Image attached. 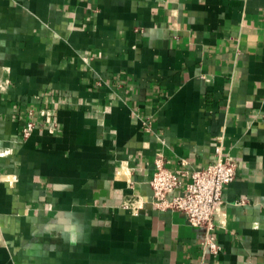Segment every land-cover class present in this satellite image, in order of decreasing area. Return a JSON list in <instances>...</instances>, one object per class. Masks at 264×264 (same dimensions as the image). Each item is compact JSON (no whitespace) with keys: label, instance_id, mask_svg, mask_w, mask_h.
<instances>
[{"label":"crops","instance_id":"obj_1","mask_svg":"<svg viewBox=\"0 0 264 264\" xmlns=\"http://www.w3.org/2000/svg\"><path fill=\"white\" fill-rule=\"evenodd\" d=\"M263 8L0 0V264H264ZM217 144L237 167L213 253L149 180L162 156L184 185Z\"/></svg>","mask_w":264,"mask_h":264},{"label":"built area","instance_id":"obj_2","mask_svg":"<svg viewBox=\"0 0 264 264\" xmlns=\"http://www.w3.org/2000/svg\"><path fill=\"white\" fill-rule=\"evenodd\" d=\"M34 126V121L28 120L21 129V135L28 136ZM153 162L154 170L149 180L153 206L161 210L182 212L189 224L203 230V244L213 253H218L221 248L212 233L214 217L217 214L223 215V191L236 176L237 160L217 144L211 161L194 169L184 185L180 179L181 172L169 169L162 156H156ZM144 202L140 195L131 194L123 199L121 207L136 213Z\"/></svg>","mask_w":264,"mask_h":264}]
</instances>
